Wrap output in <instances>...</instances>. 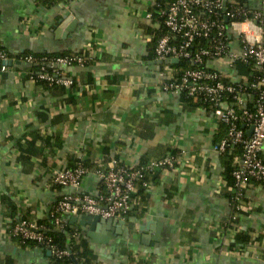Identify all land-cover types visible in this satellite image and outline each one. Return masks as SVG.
<instances>
[{
	"label": "crops",
	"instance_id": "1",
	"mask_svg": "<svg viewBox=\"0 0 264 264\" xmlns=\"http://www.w3.org/2000/svg\"><path fill=\"white\" fill-rule=\"evenodd\" d=\"M171 1L71 0L46 6L0 0V46L8 52L65 51L88 58L85 66L64 70L74 81L70 88L29 82L24 63L0 73V264H49L47 252L23 248L7 236L13 220L36 224L63 196L99 191L94 174L78 188L53 186L55 171L77 159L91 169L110 160L134 167L169 154L175 155L174 168L159 171L138 195L123 218L121 237L106 245L89 239L96 264H264V189L248 186L235 224L226 226L233 207L224 177L227 157L213 150L225 134L221 124L161 89L162 65L149 42L159 29V6ZM244 8L261 10V0H244ZM69 18L70 30L58 36ZM228 34L230 50L240 52L237 32L228 28ZM211 65L238 79L246 76L238 64ZM18 143L31 154L21 155ZM157 229L158 241L143 244L142 237ZM237 234L249 241L235 242Z\"/></svg>",
	"mask_w": 264,
	"mask_h": 264
},
{
	"label": "built area",
	"instance_id": "2",
	"mask_svg": "<svg viewBox=\"0 0 264 264\" xmlns=\"http://www.w3.org/2000/svg\"><path fill=\"white\" fill-rule=\"evenodd\" d=\"M70 2L71 0H66ZM262 9L250 11L242 6H227L224 0H172L158 8L167 34L159 37L154 48V60L161 63L159 71L164 92L191 99L198 108L206 110L225 128L224 137L213 146L218 154L237 147L240 155L233 158V186L229 187L231 204L243 209L245 190L252 183L264 189V0ZM151 18V15H148ZM227 20V22L225 21ZM228 28L239 37L240 52L230 50ZM250 28L255 29L251 35ZM204 43V44H203ZM177 59L176 63H172ZM12 64L8 54L0 51V73ZM182 62L179 69L173 65ZM88 58L81 54L65 57H37L27 55L16 60L37 67L36 75L26 72L33 84L40 81L49 87L70 88L74 81L64 74L72 66H85ZM238 63L251 64V77L235 78L216 66L234 67ZM252 127L250 135L247 134ZM175 155L169 154L158 162L129 167L116 160L99 162L93 171L78 159L72 167L52 174L53 186L78 188L83 179L94 174L99 180L96 195L63 196L52 208L49 216L57 229L66 223V215L87 214L103 219L123 220L138 200L137 180L145 173L173 169ZM150 182H142L144 190ZM234 219V217H233ZM43 228L26 220H19L7 231V236L21 244L35 242L50 252V264H76L69 250L52 244L42 233Z\"/></svg>",
	"mask_w": 264,
	"mask_h": 264
},
{
	"label": "trees",
	"instance_id": "3",
	"mask_svg": "<svg viewBox=\"0 0 264 264\" xmlns=\"http://www.w3.org/2000/svg\"><path fill=\"white\" fill-rule=\"evenodd\" d=\"M35 2L43 3L46 6H50V5L55 4L57 2L67 3L66 0H35ZM236 4L238 6L244 7V0H236ZM156 17H157L156 20L159 23V29L155 33L154 38L149 42L152 57H154V48H155V44H156L157 39L159 37L167 34V30L163 25L162 19L159 18V15H157V14H156ZM0 51L6 52L10 59H14V62H13L14 65L16 64V60L23 59L27 55H33L32 53H29L26 51H24L22 53H10L5 48H3L1 46H0ZM73 54H76V53H72V52L66 53L65 51H60V52H57L55 54H37V55L34 54V56H37V57H44V56H47V57H65V56H71ZM0 64H1V62H0ZM238 65H239L238 67L240 68V72L249 77L250 76L249 73L251 72V70L253 71L252 65L251 64H243V63H238ZM173 66L175 68L179 69L180 67H182L184 65H182V62L180 61L178 64H175ZM27 67H28L26 70L27 72H30V73H33V75H36V72H37L36 66L28 65ZM38 83H43L44 85L48 86L47 83H45L43 81H40ZM52 87H57V86H52ZM181 98H182V100L189 103L191 105V107H194V108L197 107V105L194 104L191 99H188L182 95H181ZM220 129L222 130V132L225 133V128L222 124H221ZM26 146L27 145L18 143L16 145V149L18 150V152H20L21 155H23L24 153L27 152V149H29V148H25ZM29 154H31V152H27V155H29ZM221 155L223 157H227V159L225 161L224 177H225V181L227 183V186L231 187L234 184V179L232 177V173L235 170V166L233 164V158L240 155V149H238L237 147L229 148L224 153H222ZM77 160L74 161V163H72L71 166H69V167L74 166V164L77 162ZM82 162L89 169V171H93L95 169V168L91 169L87 162H85L83 160H82ZM157 173L158 172L145 173L144 176L141 178V180H137L136 186H137V193L139 196L142 197V195H144V192H145V190L141 186L142 182L145 181V182H150L152 184V182H154L157 178L156 177ZM241 210H242L241 208L236 209L235 206L232 207V214L229 216V218L226 222V224H227L226 226L235 224L234 214L238 213ZM127 214H125V215H127ZM233 217H234V219H233ZM21 220H24V218H22ZM13 222L17 223V221L15 219L13 220ZM36 224L38 226H41V228H43V230H42L43 235L46 238L51 239L53 245H55L57 248L62 249V250H69L72 253V259H73V261L76 262V264H96L93 252L89 246L90 241L86 237L85 233L82 232L79 227L71 226L68 222H66V223H64V226L61 227V229H57V226L54 224V221L50 216H48L46 219L38 221ZM14 241H16L23 248H38V249H40V247H41L32 241H26L23 244H21L17 240H14ZM248 241H249V238L242 235V234H240V235L237 234V236L235 238V242H237V243L238 242L239 243H247ZM41 250L46 254L47 250H45V249H41ZM47 259H48V263L50 264L52 261V257H47Z\"/></svg>",
	"mask_w": 264,
	"mask_h": 264
},
{
	"label": "water",
	"instance_id": "4",
	"mask_svg": "<svg viewBox=\"0 0 264 264\" xmlns=\"http://www.w3.org/2000/svg\"><path fill=\"white\" fill-rule=\"evenodd\" d=\"M227 22V20L225 19ZM70 22V18L61 23V27L57 30L56 34L59 36L62 33V36L65 35V32L69 31L72 23ZM69 24V25H68ZM64 28V32L63 29ZM62 30V31H61ZM177 59H173L172 63H176ZM8 66H11L12 63L10 61L7 62ZM252 131V127L249 128L247 134L250 135ZM66 219L71 225H77L81 229L82 232L85 233L86 237L91 241L98 244H108L111 240L116 238H120L123 231L125 230V221L124 220H111V219H103L99 216H90L87 214H79L76 216H72L70 214L66 215ZM159 228V225H157ZM159 239L158 229L155 231L154 235L148 236L145 235L142 237V243L147 245L151 241L152 243L157 242ZM50 255V252L47 251V256Z\"/></svg>",
	"mask_w": 264,
	"mask_h": 264
}]
</instances>
